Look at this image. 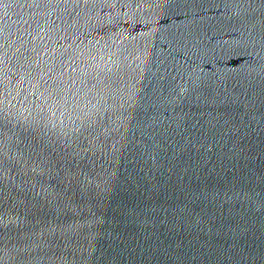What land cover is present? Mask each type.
Segmentation results:
<instances>
[{"label": "water", "instance_id": "1", "mask_svg": "<svg viewBox=\"0 0 264 264\" xmlns=\"http://www.w3.org/2000/svg\"><path fill=\"white\" fill-rule=\"evenodd\" d=\"M0 264H264V0H0Z\"/></svg>", "mask_w": 264, "mask_h": 264}]
</instances>
